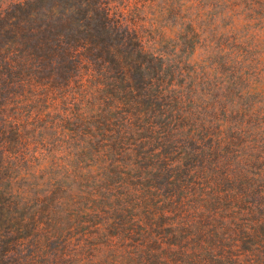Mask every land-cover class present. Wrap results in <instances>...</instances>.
<instances>
[{
    "label": "trees",
    "instance_id": "obj_1",
    "mask_svg": "<svg viewBox=\"0 0 264 264\" xmlns=\"http://www.w3.org/2000/svg\"><path fill=\"white\" fill-rule=\"evenodd\" d=\"M12 1L14 13L36 2ZM30 9L22 19L15 15L23 27L13 28L14 41L21 37L26 49L0 58V86L31 81L30 71H56L79 88L106 77L111 91L141 97L148 108L141 127L148 113L151 132L156 127L164 140L192 150L186 162H175L153 148L140 155L152 165L138 174L114 166V176L110 167L95 175L76 197V204L85 201L77 204L76 246L68 237L48 253L43 177L16 190L9 174L16 161L5 160L3 147L0 264H242L237 250L245 237L253 238L247 252L258 251L263 223L255 240L257 227L237 220L253 204L255 183L246 170L256 165L253 175L264 178V0H80L75 45L52 31L48 14ZM3 109L0 137L21 134L24 120ZM151 119H159L156 126ZM154 172L157 183L147 177ZM145 178L154 184L142 186ZM226 200L229 212L221 207ZM10 207L28 214L14 219Z\"/></svg>",
    "mask_w": 264,
    "mask_h": 264
},
{
    "label": "rangeland",
    "instance_id": "obj_2",
    "mask_svg": "<svg viewBox=\"0 0 264 264\" xmlns=\"http://www.w3.org/2000/svg\"><path fill=\"white\" fill-rule=\"evenodd\" d=\"M79 1L36 0L34 5L25 6L24 11L30 7L28 12L39 10L48 14L47 22L52 31L75 45L76 41L72 40L76 39V30H80L76 22V4ZM9 2L11 0H0V58L4 55L14 56L16 49L24 47L20 42L21 37H17L14 41L12 30L16 24H19L15 15H19V19L27 15L23 13L24 11L14 13ZM83 35L84 33H81V36ZM26 55L28 54L25 53ZM53 58L50 56L48 60ZM53 61L63 63L60 59ZM54 72L55 75L49 71L41 73L30 71L28 75L31 76V81L26 79L25 83L0 86V108H5L4 114L7 117L14 116L13 119L20 118L25 122H22L25 127L20 131L21 134L8 132L6 136L0 137V150L4 147L6 161H16L15 168H13L14 164H11L9 169V174L14 176L16 190L19 187L26 188L33 177H43L46 200L42 206L46 210L45 232L50 238L48 253L62 249L60 244L68 237L74 240L76 246L78 221L76 209L85 204V201L78 199L77 206L76 197L80 190L90 189L91 184L96 180L95 175L108 173L107 168L110 167L109 173L114 176L113 174L117 173L114 171V166L124 167V170L131 175L138 174L140 170L152 165L149 164L151 157L143 158L140 155L148 154L153 148H161L169 161L176 160L175 162L180 160L186 162V154L190 149L192 150V146L178 145L175 141L164 140L165 135L161 138L156 127H153L154 132H151L148 129V113L145 114L147 119L141 127V111L148 109L143 108L141 97H131L127 91L121 89L111 91L108 85L109 79L106 77L88 78L79 88L78 82L72 81L66 85L64 76ZM118 87H123V84H119ZM5 100H14L17 104L11 105ZM151 121V124L156 126L159 119H151ZM138 151L142 153L136 154ZM233 154L230 151L229 155ZM105 160L107 162L104 164L94 165ZM111 160H120V162L109 166ZM255 167L257 168L252 164L246 170L251 176L250 181L255 183L251 187V193H248L250 197L252 196V209L244 215L238 212L237 221L243 222L247 228L256 226V231L252 233L257 240V231L261 222L264 232V178L259 180L257 175H253ZM156 173L147 176L151 180L157 178L155 183L158 182ZM87 174H92V178L84 177ZM112 179L109 181L110 184L114 182ZM149 179H143L142 186L154 184ZM1 185L6 186L4 180L1 181ZM260 185L263 186L260 187L261 193L258 192ZM224 190L225 187L222 188V191ZM31 204L32 202H29L28 205ZM211 204L220 208V204ZM230 204L229 200L221 201L224 212L230 211ZM234 206L236 207L237 203ZM10 210L12 217L19 219L28 214L29 208L10 207ZM22 232L25 233V230ZM252 239L245 237L240 242L237 250V254H240L238 258L242 264H264V233L258 238L260 247L254 253L247 252Z\"/></svg>",
    "mask_w": 264,
    "mask_h": 264
}]
</instances>
